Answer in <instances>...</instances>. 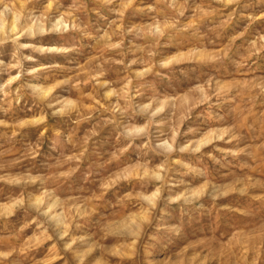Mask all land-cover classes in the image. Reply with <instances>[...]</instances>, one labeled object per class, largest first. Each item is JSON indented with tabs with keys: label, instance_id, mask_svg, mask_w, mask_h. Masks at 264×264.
<instances>
[{
	"label": "rangeland",
	"instance_id": "obj_1",
	"mask_svg": "<svg viewBox=\"0 0 264 264\" xmlns=\"http://www.w3.org/2000/svg\"><path fill=\"white\" fill-rule=\"evenodd\" d=\"M0 264H264V0H0Z\"/></svg>",
	"mask_w": 264,
	"mask_h": 264
}]
</instances>
